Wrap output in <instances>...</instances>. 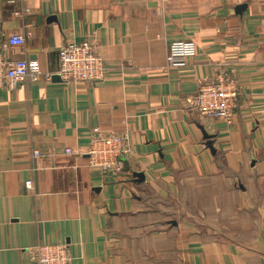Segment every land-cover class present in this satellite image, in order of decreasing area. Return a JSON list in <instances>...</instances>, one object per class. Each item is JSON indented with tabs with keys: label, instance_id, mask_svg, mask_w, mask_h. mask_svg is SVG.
Returning <instances> with one entry per match:
<instances>
[{
	"label": "crops",
	"instance_id": "obj_1",
	"mask_svg": "<svg viewBox=\"0 0 264 264\" xmlns=\"http://www.w3.org/2000/svg\"><path fill=\"white\" fill-rule=\"evenodd\" d=\"M13 35L11 59L54 73L88 41L108 73L0 89V264L57 244L70 264H264V0H0V44ZM176 41L197 55L167 70ZM220 73L240 92L232 125L185 104ZM94 128L129 134L122 175L65 155Z\"/></svg>",
	"mask_w": 264,
	"mask_h": 264
},
{
	"label": "built area",
	"instance_id": "obj_2",
	"mask_svg": "<svg viewBox=\"0 0 264 264\" xmlns=\"http://www.w3.org/2000/svg\"><path fill=\"white\" fill-rule=\"evenodd\" d=\"M25 45V36L13 35L0 44V89L13 90L22 82L46 83L58 77L66 84H96L107 78L108 68L94 45L88 41L76 43L67 41L59 50L58 70L54 73L43 71L38 60L26 58L11 59L5 51L9 47ZM197 55V45L193 41L172 42L168 48L166 69L184 68ZM240 92L235 79L220 73L209 82H204L198 92L186 99V108L208 119L223 120L232 125L236 115ZM132 143L129 134L104 133L100 128L91 132L90 143L85 151L75 152L67 147L64 153L76 158L87 157V167L104 175L118 177L125 172V161L131 156ZM32 158H42V153L33 150ZM33 181L25 186L33 188ZM36 264H70L68 245H38L31 249Z\"/></svg>",
	"mask_w": 264,
	"mask_h": 264
},
{
	"label": "water",
	"instance_id": "obj_3",
	"mask_svg": "<svg viewBox=\"0 0 264 264\" xmlns=\"http://www.w3.org/2000/svg\"><path fill=\"white\" fill-rule=\"evenodd\" d=\"M54 79L60 80L58 77H55Z\"/></svg>",
	"mask_w": 264,
	"mask_h": 264
}]
</instances>
